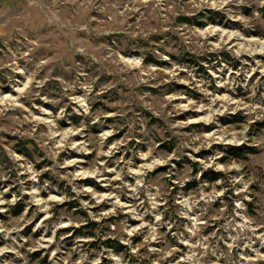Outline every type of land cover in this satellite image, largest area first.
<instances>
[{
    "label": "rangeland",
    "instance_id": "1",
    "mask_svg": "<svg viewBox=\"0 0 264 264\" xmlns=\"http://www.w3.org/2000/svg\"><path fill=\"white\" fill-rule=\"evenodd\" d=\"M0 264H264V0H0Z\"/></svg>",
    "mask_w": 264,
    "mask_h": 264
},
{
    "label": "trees",
    "instance_id": "2",
    "mask_svg": "<svg viewBox=\"0 0 264 264\" xmlns=\"http://www.w3.org/2000/svg\"><path fill=\"white\" fill-rule=\"evenodd\" d=\"M92 226V225H91ZM93 226H95V225H93ZM87 228H91V227H87ZM111 248H115L118 252L122 249L121 248V246L120 245H118V246H113V247H111Z\"/></svg>",
    "mask_w": 264,
    "mask_h": 264
}]
</instances>
